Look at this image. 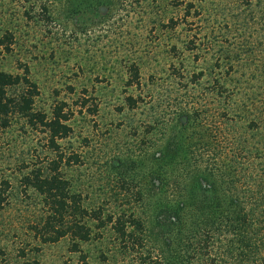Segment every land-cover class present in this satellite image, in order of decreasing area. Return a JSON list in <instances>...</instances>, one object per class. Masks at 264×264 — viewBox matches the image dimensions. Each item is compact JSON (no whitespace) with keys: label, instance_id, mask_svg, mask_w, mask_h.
<instances>
[{"label":"rangeland","instance_id":"1","mask_svg":"<svg viewBox=\"0 0 264 264\" xmlns=\"http://www.w3.org/2000/svg\"><path fill=\"white\" fill-rule=\"evenodd\" d=\"M259 4L0 0V41L9 33L14 42L10 53L0 46V71L21 74L23 66H29L41 92L37 110L50 116L58 103L66 102L75 111L73 132L58 145L67 157L80 160L71 161L74 165H66L63 172L87 209L129 215L140 206L141 193L152 195L154 172L174 175L179 170L174 166L180 160L177 154L186 153L199 133L194 126L183 128L182 114L201 110V104H208L209 112L216 109L218 99L213 101L212 92L219 79L225 86L262 92ZM251 9L253 18L246 15ZM225 51L232 69L217 65ZM133 65L140 69V83L129 86ZM129 96L138 102L134 109L128 106ZM83 100L90 102L88 108L78 106ZM94 102L99 105L97 115L89 111ZM173 137L178 145L174 163L167 156L160 159L161 154L153 158ZM56 158L47 136L22 118L0 127V264H143L138 254L123 249L110 227L98 230L97 222L90 225L99 237L82 243L81 252L73 251L70 238L45 244L37 236L35 228L43 223L46 207L42 197L26 187L24 177L40 168L50 170ZM129 163L132 170L127 172ZM177 197L173 187H166L145 205L144 216L156 213V201ZM152 247L149 241L146 249Z\"/></svg>","mask_w":264,"mask_h":264},{"label":"trees","instance_id":"2","mask_svg":"<svg viewBox=\"0 0 264 264\" xmlns=\"http://www.w3.org/2000/svg\"><path fill=\"white\" fill-rule=\"evenodd\" d=\"M258 6L264 46V0ZM254 13L251 9L246 15L253 18ZM13 43L8 33L0 46L10 53ZM261 51L264 53V48ZM222 55L218 58L219 68L227 64L232 69L228 51ZM235 61L238 63V59ZM22 70L21 74L0 71V127L8 128L18 116L45 134L56 152L50 170L40 168L24 177L26 187L34 189L46 207L43 223L35 228L43 243L55 244L70 238L73 251L81 252L82 243L99 237L90 225L97 222L98 230L110 227L123 249L138 254L143 264H264V86L261 93L252 92L244 86H225L219 79V86L212 92L213 101L218 99L216 109L209 112L208 104H201V110L182 114L183 128L194 126L199 133L186 153L177 154L180 160L174 166L179 170L175 169L172 176L154 172L152 195L143 197L141 193L139 207L129 215L116 216L102 209H87L82 196L73 192L63 170L66 165H74L71 161L77 164L80 160L61 152L58 141L72 134L75 111L66 102L58 103L50 116L37 110L40 88L29 66ZM131 75L128 85H139L138 66H131ZM15 88L21 91L13 94ZM127 102L133 109L138 105L132 96L127 97ZM89 103L83 100L78 106L88 108ZM92 106L90 113L97 115L99 105L94 102ZM177 151L173 137L168 148L157 150L152 157L161 154L160 159L167 156L171 161ZM131 165L125 171L130 172ZM166 187H173L179 197L166 203L156 201V213L144 216L145 205L150 206L151 198L166 192ZM149 241L154 242V247L147 250Z\"/></svg>","mask_w":264,"mask_h":264}]
</instances>
